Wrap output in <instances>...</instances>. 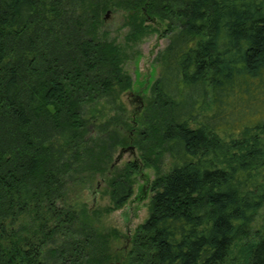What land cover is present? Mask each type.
<instances>
[{"label":"trees","instance_id":"16d2710c","mask_svg":"<svg viewBox=\"0 0 264 264\" xmlns=\"http://www.w3.org/2000/svg\"><path fill=\"white\" fill-rule=\"evenodd\" d=\"M111 5L0 0V264H109L107 236L75 198L131 140L142 166L170 167L150 185L129 260L224 264L264 205V0L116 2L126 40L150 33L144 15L171 34L133 120L125 51L99 32ZM139 166L111 180L112 209ZM248 242L239 263L264 264V231Z\"/></svg>","mask_w":264,"mask_h":264},{"label":"rangeland","instance_id":"374dc122","mask_svg":"<svg viewBox=\"0 0 264 264\" xmlns=\"http://www.w3.org/2000/svg\"><path fill=\"white\" fill-rule=\"evenodd\" d=\"M119 0H110L111 5L107 11L103 12L102 20L104 21L100 26V33L108 41H113L119 48L125 51L127 59L122 64V69L127 73L132 85L129 89L123 91L120 95V102L125 106L127 114L133 120L135 114L140 115L146 106L150 97V88L156 81L160 68V54L166 47L168 39L171 34H166L165 29L169 26L168 19L160 21L158 18L154 22L162 24L157 28L155 24L146 21L143 11V25L150 31L137 40H126V35L131 32L128 22V15L122 8L116 7V2ZM141 97L143 105L135 101H131L132 96ZM133 127L125 129L124 134L135 139ZM135 148L134 157L129 153L123 155L120 161L116 162L115 158L122 146H118L112 157L113 167L112 171L104 173H96L93 177L85 181L80 187L75 202L82 209L86 210L95 217V226L103 230L104 235L107 236L108 249L112 255L109 264H132L129 260V253L132 247V241L140 228V225L149 217L150 185L153 180L160 176V174L168 171L170 161L163 157L160 165L155 167H144L140 161L141 152L133 144V140L129 141L128 145ZM125 148V147H123ZM138 163V170L131 172L129 180L132 181V196L128 199L124 206L112 209L109 205L111 180L116 175H122L129 171L126 170L128 163ZM155 163V162H154ZM252 225L249 228L250 237L249 242H254L258 236L264 231V205L259 209L258 213L252 220ZM242 240V242H248ZM231 248L228 259L224 264H240L239 248L241 243ZM248 242V243H249Z\"/></svg>","mask_w":264,"mask_h":264},{"label":"water","instance_id":"95a60500","mask_svg":"<svg viewBox=\"0 0 264 264\" xmlns=\"http://www.w3.org/2000/svg\"><path fill=\"white\" fill-rule=\"evenodd\" d=\"M135 100H136V102H137L138 104L143 105L142 100H141V97H139V96H135V95L132 96V97H131V101H135ZM126 153H129L131 156L134 157V155H135V148H133L131 145H129V146H125V148H122V149L119 151V153H118V155L116 156V158H115L116 162L120 161V159H121V158L123 157V155L126 154Z\"/></svg>","mask_w":264,"mask_h":264},{"label":"flooded vegetation","instance_id":"af4514ba","mask_svg":"<svg viewBox=\"0 0 264 264\" xmlns=\"http://www.w3.org/2000/svg\"><path fill=\"white\" fill-rule=\"evenodd\" d=\"M146 21L149 22V23H151V24H152V23L157 24V23H155L154 21L150 20L149 18H146ZM157 28H159V25H158V24H157Z\"/></svg>","mask_w":264,"mask_h":264}]
</instances>
